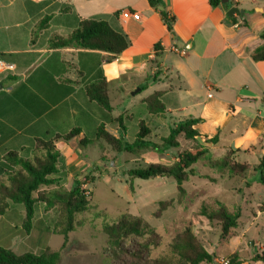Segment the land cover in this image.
Listing matches in <instances>:
<instances>
[{
  "label": "crops",
  "instance_id": "crops-1",
  "mask_svg": "<svg viewBox=\"0 0 264 264\" xmlns=\"http://www.w3.org/2000/svg\"><path fill=\"white\" fill-rule=\"evenodd\" d=\"M162 2L173 18L171 31L148 0H0V60L14 69L0 75V162L8 152L30 157L37 138L51 140L79 129L77 138L55 144L60 153L58 175L72 187L73 177L93 164L71 143L100 125L115 137L127 138L125 121L132 119L136 107L146 109L144 101L155 93L161 95L164 112L153 116L163 121L152 120L146 109L137 127L140 121L149 128L171 123V128L197 119L195 130L208 140L216 138L214 146L224 154L249 155L261 147L264 155V62L251 59L263 45L264 0H228L217 8L208 0ZM232 7L243 11L232 15L233 22L228 16ZM125 10L138 13L140 20H123L119 15ZM82 20L106 22L126 38L128 47L117 57L72 47L48 48L49 40L68 37ZM42 21L46 25L38 29ZM171 47L185 54H174ZM100 73L113 109L107 118L98 115L97 104L84 91ZM243 90L252 96L242 95ZM117 109L121 115L113 116ZM8 207L0 227L2 222L23 238L38 231L34 218L29 233L22 235L24 209L11 203ZM13 216L17 220L10 222ZM41 231L52 235L48 228ZM11 246L7 249L16 254ZM252 257L239 261L261 264Z\"/></svg>",
  "mask_w": 264,
  "mask_h": 264
},
{
  "label": "rangeland",
  "instance_id": "rangeland-1",
  "mask_svg": "<svg viewBox=\"0 0 264 264\" xmlns=\"http://www.w3.org/2000/svg\"><path fill=\"white\" fill-rule=\"evenodd\" d=\"M114 99L117 100L116 94L112 93V105H115ZM97 107L101 112L98 115L107 118L108 113L98 105ZM121 112L117 109L113 116H119ZM148 113L145 107L142 109L138 106L132 119L125 121L126 142L134 141L133 132H138V119H144ZM149 114L152 115V120L163 121L162 118ZM170 125L171 123L167 124L168 128L151 125V140L160 143L161 139L167 137ZM112 128L114 126L108 130ZM95 133L92 128L86 130L85 136L90 143L85 146H80L79 141L71 143L74 149L80 151L81 157L87 159V163L93 164L80 174L85 175L80 178L81 189L90 193L91 202L88 210L75 215L76 227L68 235L64 248V239L61 236L38 232L48 228L51 233L58 217L55 208L47 209L44 204H38L35 209V218L38 219L35 229L38 231L32 232L27 238L15 233L14 228L6 229L1 222L0 248L7 249L11 244V249L16 254L35 255L49 248L60 253L58 264H111V260L103 255L105 236L102 225L111 224L123 215H130L145 221L160 237L159 246L150 253V257L154 259L162 256L173 258L169 245L185 229H189L214 257L229 258L235 251L238 259L250 260L249 258L260 252L264 245V183L261 182L264 171L262 175L257 171L263 156L261 147H257L249 155L228 156L233 162L247 164L249 168L243 177H233L227 170L216 171L209 166L210 161L220 160L227 152L224 154L217 146L201 145L207 148V154L192 166L195 176L182 184L184 191L179 193L172 178L131 179L127 172L152 163L172 165L181 153H194L199 150L196 143L178 136L179 146L164 153H156L150 149L136 154L115 153L102 140H95ZM60 182L58 187L62 191L71 189L70 183L64 177H61ZM58 187H41L39 193L47 194ZM218 203L229 213L239 212L237 226L227 236L222 235L217 221L201 216L202 209L209 212L217 210ZM16 220L14 216L9 219L10 222ZM15 234L17 237L12 239ZM249 263L256 264L251 261Z\"/></svg>",
  "mask_w": 264,
  "mask_h": 264
},
{
  "label": "trees",
  "instance_id": "trees-1",
  "mask_svg": "<svg viewBox=\"0 0 264 264\" xmlns=\"http://www.w3.org/2000/svg\"><path fill=\"white\" fill-rule=\"evenodd\" d=\"M208 1L212 8L222 6V0ZM148 3L155 10L159 7L163 8L159 11L160 16L168 31H171L173 18L166 13L162 0H148ZM229 20L233 22V16ZM45 23L46 21H42L38 29H42ZM260 38L263 40V45L252 53L251 59L254 62H264V30ZM67 47L100 51L117 57L126 50L128 41L104 21L82 20L68 37H55L48 42L49 49ZM84 91L90 102L96 103L106 113L111 114L113 109L109 102L108 84L102 73L98 74L95 81L88 83ZM160 97L159 93H155L144 101L149 113L162 114L164 112ZM115 121L120 124L121 117ZM198 122L197 119H187L177 123L170 128L167 137L161 139L160 143L151 140V129L144 121L138 123V132L132 143L126 142L122 136L111 135L105 131L103 125L96 129L95 140H102L115 153L128 154H136L148 149L156 153H164L179 146L178 136H183L186 141L196 143L199 150L194 153L190 151L181 153L172 165L152 163L127 172L131 179L172 178L176 183L177 191L183 193L182 184L195 176L192 166L207 154V148L199 145L197 139L200 137L211 146L217 142L216 138L208 140L195 130L194 126ZM119 128L125 130L123 126ZM79 135L80 130L74 128L64 135H56L51 140L37 138L34 140L30 157L25 158L17 152H8L0 162V217L8 211L9 203L23 206L22 235L28 234L32 228L36 206L44 204L47 209L55 208L58 212L56 224L50 231L52 235L61 236L64 239V248L68 235L75 230V215L88 210L91 195L81 189L80 183V178L85 175H75L69 191H62L58 187L61 181L58 175L60 153L55 144L59 141L67 144ZM89 143L90 141L85 137L79 140L80 146ZM238 152L227 151V154L220 160L210 161V168L216 171L227 170L233 177H243L249 169L248 165L235 163L228 157ZM257 171L261 175L264 171V155L260 159ZM261 182L264 183L263 176H261ZM51 186L58 187V189H52L47 194L39 193L41 187ZM201 216L217 221L220 224L222 235L227 236L231 229L236 228L239 212L229 213L221 203H218L217 210L209 212L204 208ZM102 233L105 236L103 255L111 260V264H204L214 257L196 240L189 229H185L169 245V252L173 258L168 256L151 258L150 253L159 246L160 237L145 221L130 215H123L111 224L103 223ZM229 259L230 264H241L236 253L232 254ZM252 260L264 264V247L260 253L254 255ZM59 261L60 253L49 249L38 255L31 253L18 255L8 249L0 248V264H58Z\"/></svg>",
  "mask_w": 264,
  "mask_h": 264
},
{
  "label": "built area",
  "instance_id": "built-area-1",
  "mask_svg": "<svg viewBox=\"0 0 264 264\" xmlns=\"http://www.w3.org/2000/svg\"><path fill=\"white\" fill-rule=\"evenodd\" d=\"M123 20H134V21H139L140 20V15L138 13L130 12V11H122L119 15ZM170 51L174 54L178 55H184L185 52L183 50H178L175 47H171ZM13 66L4 63L3 61L0 60V75H3L5 73L12 72ZM204 264H230V259L229 258H218V257H213L210 262L204 263Z\"/></svg>",
  "mask_w": 264,
  "mask_h": 264
},
{
  "label": "water",
  "instance_id": "water-1",
  "mask_svg": "<svg viewBox=\"0 0 264 264\" xmlns=\"http://www.w3.org/2000/svg\"><path fill=\"white\" fill-rule=\"evenodd\" d=\"M221 3H222V4H227V3H228V0H222ZM158 10H159V11H162L163 8H162V7H159ZM242 13H243V11H240V10H238L237 8L232 7V8H230L229 11H228V16L231 17L233 14H242ZM241 94H242V95H246V96H252L251 93H249V92H247V91H244V90L241 91ZM197 140H198V143H199L200 145L211 146V144H209V143H207V142H203L202 139H201L200 137H199Z\"/></svg>",
  "mask_w": 264,
  "mask_h": 264
}]
</instances>
